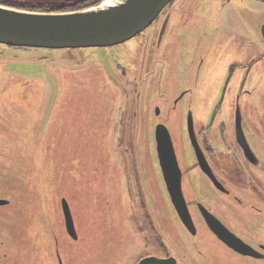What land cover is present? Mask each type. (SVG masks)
I'll list each match as a JSON object with an SVG mask.
<instances>
[{"label":"rangeland","instance_id":"rangeland-1","mask_svg":"<svg viewBox=\"0 0 264 264\" xmlns=\"http://www.w3.org/2000/svg\"><path fill=\"white\" fill-rule=\"evenodd\" d=\"M193 3L189 8L184 0H174L142 34L113 48L26 51L0 45V199L9 201L0 207V264H58L55 243L63 264L163 260L157 244L165 234L182 248L175 257L184 254L183 264H208L197 250L213 264H250L205 236L194 249L198 238L181 236L161 193L154 123L147 116L154 106H166L160 95L172 106L183 88L192 89V111L183 98L167 124L177 153L186 157L188 112H193L196 132L210 124L217 109V120L231 122V93L218 108L234 71L230 65L258 60L264 53V3ZM164 19L169 25L162 35ZM155 59L160 62L152 64ZM160 65L166 66L164 72ZM239 72L235 68L228 80L233 93ZM260 84L263 90L258 91ZM141 90L139 105L136 91ZM245 91L251 96L240 105L258 104L264 115V60L250 71ZM86 93L88 100H78ZM255 118L264 124L263 116ZM134 159L142 167L141 184L152 195L148 215L154 232L138 211ZM62 199L69 205L77 241L66 234ZM261 228L260 235H250L264 242V224Z\"/></svg>","mask_w":264,"mask_h":264},{"label":"flooded vegetation","instance_id":"flooded-vegetation-1","mask_svg":"<svg viewBox=\"0 0 264 264\" xmlns=\"http://www.w3.org/2000/svg\"><path fill=\"white\" fill-rule=\"evenodd\" d=\"M184 1L189 8L196 6V4L193 3L195 0ZM255 1L264 3V0ZM163 25L164 28L162 30V35L167 31L169 19H164ZM263 25L264 23L262 26ZM261 41L264 43L262 37ZM157 46L161 47V42L157 43ZM260 60H264V53L259 55L258 60H252L246 63L245 61L244 63L241 61H235L230 65V69L234 71L229 79H232L235 68H239L240 70V79L234 93L229 89V79L226 80L224 88L222 89L223 92L218 108H220V106L225 103L227 95H233L232 105L233 103L234 105L232 109L233 117L231 122L217 120V109L213 114L214 117L210 124L206 127L203 126V128L197 130L196 132L195 121L192 117L193 112H191L192 110L190 104V93L192 89L187 87L183 88L179 93L178 100L177 97L173 99L172 106H169V98L165 100V97L160 95V97L164 99L163 101H165L166 106H163L162 108L159 106H154L152 109V114H147L148 118L153 120V132L159 125L167 128V124L173 117L171 112L172 110H175L174 105L176 106L180 100L187 97L191 111L188 112V115L185 117V119L184 115L180 116L179 118L181 120H185V133L190 147V152L185 157L180 152L177 153L174 143L173 146L175 148L179 168L181 171V189L183 198L188 213L191 217V229H187L176 215L173 206L170 203L169 194L167 192L161 171L157 165V174L160 181L159 183L162 196L166 206L170 210L172 220L174 217L173 222L176 224L174 226L177 228L181 236L187 233L189 237L198 238L199 241L194 240L192 243L194 249H196L197 245L200 244L199 242L201 237L205 236L206 238L214 240L213 242H216L218 246L228 251L230 254L233 255L234 253L235 256L238 257L237 259L243 260L250 264H264V242L257 241L256 237L250 235L251 232H256L258 235H260L262 232L261 230H263L261 226L264 224V131L262 130L264 124H260L261 118H255V115L256 117H259V115L264 117V115L259 114L260 108L258 107V104L256 108H253L245 103L241 106L240 101L242 99H248L251 96V93L245 91V85L250 76V71ZM159 62V60L155 59L151 63L158 64ZM160 66L163 68L160 70V72H164L166 66ZM145 81L149 80L147 79ZM143 90H141V92L136 91L139 98L141 99L139 105L142 104V98L144 95ZM256 90H263V84H260ZM175 116L178 118V115ZM189 116L191 117V121L193 123L194 140L197 144L198 152L195 151L190 137H188L189 134L187 123ZM215 118L216 122H214ZM141 119L142 117L140 116V120ZM250 119L253 121L250 122ZM227 125L228 130H226ZM225 135L229 137V141H227ZM254 143L256 146L253 145ZM132 167L134 171L133 176L136 190L135 199L138 203L139 214L143 217L147 224H149L150 229L154 232L156 229L154 227L153 219L149 217L150 215H148V210L152 204L151 192L148 189L145 191L143 185L141 184V182H143V174L141 170L142 167L140 168L139 164L136 166L135 159L134 165H132ZM143 191L146 194H144ZM132 197L133 192L131 189V198ZM147 198L150 204L148 209ZM200 206L205 208L213 217H215L231 234L255 250L257 252L255 254L256 257H246L240 255L223 244L210 230L201 214ZM221 213L225 217L234 218L243 224L244 227L237 228L231 225ZM250 220L252 223H250ZM160 230H163L164 234L167 233V231H165L167 230L166 227L162 226ZM55 245L54 256L58 262V257L60 258V256L56 251ZM157 246L159 247L160 252H163L165 257L164 259L175 257V255L178 254L177 252H179V248L182 250L181 247H176L167 238L166 234L165 237H163V241L158 243ZM36 252L38 251L35 250V253ZM196 253L208 264H213L212 261L203 255V253H201L199 250H197ZM175 258L177 260V264H183L185 255L183 254V256L181 255V257L178 256Z\"/></svg>","mask_w":264,"mask_h":264},{"label":"water","instance_id":"water-1","mask_svg":"<svg viewBox=\"0 0 264 264\" xmlns=\"http://www.w3.org/2000/svg\"><path fill=\"white\" fill-rule=\"evenodd\" d=\"M173 0H104L96 5L70 13L23 11L0 5V45L31 50H78L120 46L142 34ZM264 40V25L261 27ZM188 134L197 151L193 123L188 117ZM155 157L169 194L170 203L179 220L192 228L191 217L181 189V171L170 134L162 125L154 131ZM9 201L0 199V207ZM66 234L72 241L78 236L65 199L60 201ZM212 233L234 252L256 257L255 250L231 234L215 217L200 206ZM192 231V230H191ZM58 263L62 264L58 257ZM138 264H177L175 257L159 260L145 258Z\"/></svg>","mask_w":264,"mask_h":264},{"label":"trees","instance_id":"trees-1","mask_svg":"<svg viewBox=\"0 0 264 264\" xmlns=\"http://www.w3.org/2000/svg\"><path fill=\"white\" fill-rule=\"evenodd\" d=\"M102 1L104 0H0V5L23 11L42 13H70L96 5ZM19 50L30 51L31 49ZM80 96L81 98L78 100H88L87 93Z\"/></svg>","mask_w":264,"mask_h":264}]
</instances>
